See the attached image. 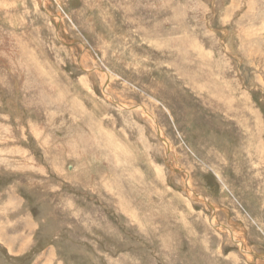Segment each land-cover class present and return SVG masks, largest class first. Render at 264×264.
Wrapping results in <instances>:
<instances>
[{"label": "rangeland", "instance_id": "rangeland-1", "mask_svg": "<svg viewBox=\"0 0 264 264\" xmlns=\"http://www.w3.org/2000/svg\"><path fill=\"white\" fill-rule=\"evenodd\" d=\"M0 264H264V0H0Z\"/></svg>", "mask_w": 264, "mask_h": 264}, {"label": "bare ground", "instance_id": "bare-ground-1", "mask_svg": "<svg viewBox=\"0 0 264 264\" xmlns=\"http://www.w3.org/2000/svg\"><path fill=\"white\" fill-rule=\"evenodd\" d=\"M112 14V13H111ZM231 43V42H230ZM154 116V115H153ZM47 120V119H46ZM251 173V172H250Z\"/></svg>", "mask_w": 264, "mask_h": 264}]
</instances>
